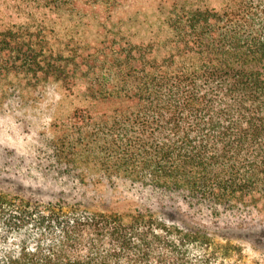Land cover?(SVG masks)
Wrapping results in <instances>:
<instances>
[{"label": "trees", "instance_id": "trees-1", "mask_svg": "<svg viewBox=\"0 0 264 264\" xmlns=\"http://www.w3.org/2000/svg\"><path fill=\"white\" fill-rule=\"evenodd\" d=\"M140 1L0 0V81L20 95L70 90L85 60L54 37H85L95 23L114 37L116 13ZM150 1L149 42L88 56L87 155L104 178L223 221L225 243L150 208L80 215L0 194V264H228L233 237L264 256V0Z\"/></svg>", "mask_w": 264, "mask_h": 264}, {"label": "rangeland", "instance_id": "rangeland-1", "mask_svg": "<svg viewBox=\"0 0 264 264\" xmlns=\"http://www.w3.org/2000/svg\"><path fill=\"white\" fill-rule=\"evenodd\" d=\"M4 11L0 5V17ZM158 26L157 4L144 0L116 13L108 27L117 34L114 37L105 32L100 36L96 23L85 37H54L61 45L69 44L73 57L85 60L86 69L77 73L70 90L51 82L20 95L0 81V90L11 89L0 97V194L61 204L80 215L150 208L169 226L208 231L217 242L225 243L221 239L226 235L223 221L214 225L213 218L201 209L188 208L178 197L170 195L160 204L159 194L150 189L124 179L104 178L97 167L99 161L87 155L88 56H102L109 42H149ZM97 63L98 70L104 72V63ZM75 112L80 120L74 117ZM232 241L228 264H264L262 252L246 238L233 237Z\"/></svg>", "mask_w": 264, "mask_h": 264}]
</instances>
